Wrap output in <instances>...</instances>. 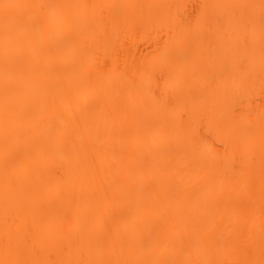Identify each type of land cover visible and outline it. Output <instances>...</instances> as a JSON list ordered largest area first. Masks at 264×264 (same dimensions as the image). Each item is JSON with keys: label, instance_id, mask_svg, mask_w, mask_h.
<instances>
[{"label": "bare ground", "instance_id": "1", "mask_svg": "<svg viewBox=\"0 0 264 264\" xmlns=\"http://www.w3.org/2000/svg\"><path fill=\"white\" fill-rule=\"evenodd\" d=\"M0 264H264V0H0Z\"/></svg>", "mask_w": 264, "mask_h": 264}, {"label": "snow or ice", "instance_id": "2", "mask_svg": "<svg viewBox=\"0 0 264 264\" xmlns=\"http://www.w3.org/2000/svg\"><path fill=\"white\" fill-rule=\"evenodd\" d=\"M3 9L5 10V13L7 14L8 9L17 7L16 5H10V4H3L2 5Z\"/></svg>", "mask_w": 264, "mask_h": 264}]
</instances>
